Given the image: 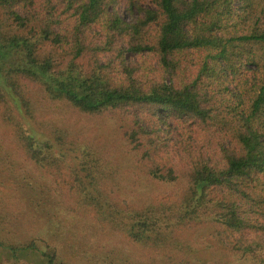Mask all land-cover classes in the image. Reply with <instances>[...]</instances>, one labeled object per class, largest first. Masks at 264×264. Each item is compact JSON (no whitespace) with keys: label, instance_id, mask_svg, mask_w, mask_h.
Segmentation results:
<instances>
[{"label":"trees","instance_id":"obj_1","mask_svg":"<svg viewBox=\"0 0 264 264\" xmlns=\"http://www.w3.org/2000/svg\"><path fill=\"white\" fill-rule=\"evenodd\" d=\"M0 107V171L54 196L0 188V264H264V0H0Z\"/></svg>","mask_w":264,"mask_h":264},{"label":"rangeland","instance_id":"obj_2","mask_svg":"<svg viewBox=\"0 0 264 264\" xmlns=\"http://www.w3.org/2000/svg\"><path fill=\"white\" fill-rule=\"evenodd\" d=\"M12 61L16 62V65L19 63L18 59L13 58ZM9 66V65H8ZM0 107V113H1ZM18 119L25 122L28 128H34L37 130V134L45 135L41 133L36 126L31 121L26 119L25 115L21 110H18ZM74 123V127L77 129V132L82 133L83 136L92 137L95 141H99L102 145L108 146L114 156H116L121 163V169L125 177L126 188L129 193V198H134V200H141L145 197L144 194L148 195V180L146 175L137 167L134 161V154L131 150V147L126 144V142L121 137V129L116 120L109 118L102 119H89V118H77L74 117L70 120ZM0 136L4 139L3 135L11 132L10 127H4L0 123ZM19 176L15 174H8L0 171V188L4 193H7L11 198L17 200L20 205L25 208L29 214L39 213L36 210V201H40L43 204V201L49 202L53 200V194L48 191V185L46 182L40 183L37 180V173L27 171L23 173L21 170H18ZM137 197V198H136ZM39 210V209H38ZM197 235V234H196Z\"/></svg>","mask_w":264,"mask_h":264}]
</instances>
